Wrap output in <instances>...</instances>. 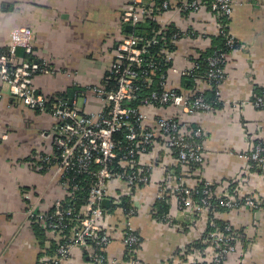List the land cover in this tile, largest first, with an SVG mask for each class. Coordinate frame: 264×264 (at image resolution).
Here are the masks:
<instances>
[{"label": "built area", "instance_id": "2783aa9c", "mask_svg": "<svg viewBox=\"0 0 264 264\" xmlns=\"http://www.w3.org/2000/svg\"><path fill=\"white\" fill-rule=\"evenodd\" d=\"M122 1L121 22L130 26L131 31L117 39L113 60L101 83L83 85L79 90L83 104L91 97L98 100L96 109L79 108L76 95L46 97L35 79L54 73L49 63L38 57L19 61L13 47L0 46V100L9 96L38 113H49L54 119L49 133L54 151L40 160L47 169L50 164L55 166L62 197L49 210L29 205L26 211L29 221L38 222L55 243L50 254L38 264H62L76 247L92 264H112L104 251L112 236L100 222L109 215L107 210L114 206L122 214L117 197L131 198L142 186L154 183L155 170L166 165V160L181 171L198 169L204 162V131L197 118L223 103L221 84L226 78V58L240 45L228 31L234 0ZM200 11L208 13L215 35L208 37L189 25L182 28L176 21ZM172 14L174 18L163 20ZM152 21L158 28L150 37L134 32L138 26ZM169 30L172 33L167 40ZM216 35L225 39L227 50H215L206 56L204 70L198 57ZM201 37L209 39L208 46L198 47L185 56L184 66L176 65L177 43ZM175 77L180 83L173 82ZM207 90L214 93V98L206 97ZM251 103L256 108L264 107V92H254ZM249 141L246 155L250 166H264V143L258 137ZM248 173L245 169L244 176ZM243 180L241 176L235 181ZM155 183L154 201H163L168 207L174 205L193 217L213 208L234 210L260 204L251 195L239 197L229 189L216 191L205 180L189 186L172 183L165 177ZM137 211L134 205L123 214L127 221L122 242L125 258L131 264H144L135 258L140 237L128 221ZM168 215L157 219L168 221ZM211 226L213 229L204 232L199 240L209 248V264H224L237 250V228L230 222L220 225L211 221ZM196 251L185 249L182 264H200L201 254Z\"/></svg>", "mask_w": 264, "mask_h": 264}, {"label": "crops", "instance_id": "0c3cea01", "mask_svg": "<svg viewBox=\"0 0 264 264\" xmlns=\"http://www.w3.org/2000/svg\"><path fill=\"white\" fill-rule=\"evenodd\" d=\"M122 6V0H0V46L13 47L19 61L38 57L49 63L54 73L35 79L46 97L76 95L79 108L96 109L98 100L91 97L83 104L79 90L83 85L101 83L118 37L128 32L121 22ZM170 16L174 18L172 14L163 20L169 21ZM176 21L182 28L189 25L207 36L216 34L205 11ZM228 30L240 45L226 58L223 103L197 118L204 131V162L196 170L176 173L168 163L171 160H166L169 170L165 165L157 167L154 181L168 177L172 183L190 186L205 180L216 191L229 189L239 197L253 196L258 207L218 211L215 217L233 224L239 237L237 250L224 264H264V166H250L246 155L249 138L258 137L264 143V107L251 103L254 92H264V0H234ZM208 43L209 39L202 37L180 40L176 65L184 66L185 56ZM173 82L180 83L176 77ZM53 123L49 113H38L9 96L0 100V264H38L50 254L48 244L40 246L26 211L29 205L49 210L62 197L55 166L50 164L47 169L40 160L54 151L49 134ZM245 169L249 173L244 176ZM241 176L244 180L236 182ZM155 182L127 197L138 208L135 215L127 217L140 237L135 258L144 264H182L184 250L195 248L201 254L200 264H209L207 245L192 246L206 229L207 214L195 220L171 205L172 223L155 218L151 213ZM126 221L114 208L100 221L112 236L104 249L112 264H131L122 242ZM62 264L92 263L76 247Z\"/></svg>", "mask_w": 264, "mask_h": 264}, {"label": "trees", "instance_id": "16d2710c", "mask_svg": "<svg viewBox=\"0 0 264 264\" xmlns=\"http://www.w3.org/2000/svg\"><path fill=\"white\" fill-rule=\"evenodd\" d=\"M229 22V21H228ZM158 28V25L155 23V22H147L146 24H143V25H140L138 26L136 29H135V33H143V34H146L148 35L149 37L152 35V31L157 29ZM229 31V30H228ZM172 33L171 30H169L167 33H166V38L167 40L169 35ZM211 44H210V47H208L205 51L201 52L200 55H199V59L201 61V65L203 67V69H207L206 67V61H205V57L210 55L212 52H214L215 50H219V51H225L227 50V46L225 45V39L221 36V35H216V36H212L211 37ZM157 48H152V50H155ZM19 53L21 55H25L23 53V50H19ZM27 55V54H26ZM187 86V85H186ZM68 93V92H67ZM261 93V92H260ZM60 96L62 97H66L68 98V94L65 95V94H59ZM206 97L208 99H212L214 98V93L210 90H207L206 91ZM217 108L220 107V104H218V106H216ZM170 163V168H173L175 169V172H180V167L177 166V165H173L172 162H168ZM168 163H166L165 165V168L166 170L168 171L169 170V165ZM195 167V166H193ZM182 172V171H181ZM203 182V180L200 181L199 184H201ZM175 183H178V182H175ZM198 184V185H199ZM236 189V188H235ZM232 194H235L234 191H232ZM83 195H80L79 197H82ZM128 198L124 195H119L117 197V200L119 202H121L120 205L121 208L123 209L122 211V214H126L127 211L129 210L130 207H133V203H131L130 201L127 200ZM113 208L115 209V207H111L110 209L107 210V212L110 213V211L113 210ZM226 209H223V208H213L211 210H208V213H207V225H206V229H205V233L207 231H210L211 229H213V227L211 226V221H215L216 223L218 224H222L223 223V220H219L217 217L214 216L215 212L217 211H224ZM227 211V210H226ZM151 213L153 216H155L156 218H158L159 216L161 215H168L169 214V207L166 203H164L163 201H160V200H155L151 206ZM201 216H196V217H193L195 220L196 219H199ZM168 221H166L168 224L172 223L171 221H174L172 220L171 218H169V215H168ZM31 229L33 230V233L35 235V237L39 240V244L40 246H44L45 243L48 244L50 247V250H53L54 247H55V243L52 241V239L49 237V235L47 236V233H45V230L42 228V226L38 223V222H34L32 221L31 222ZM203 232V233H204ZM139 245V244H138ZM137 245V247H138ZM201 242L200 240H196V242L192 245V246H201Z\"/></svg>", "mask_w": 264, "mask_h": 264}, {"label": "water", "instance_id": "95a60500", "mask_svg": "<svg viewBox=\"0 0 264 264\" xmlns=\"http://www.w3.org/2000/svg\"><path fill=\"white\" fill-rule=\"evenodd\" d=\"M125 29H126L127 31H131V27H130V26H125Z\"/></svg>", "mask_w": 264, "mask_h": 264}, {"label": "rangeland", "instance_id": "374dc122", "mask_svg": "<svg viewBox=\"0 0 264 264\" xmlns=\"http://www.w3.org/2000/svg\"><path fill=\"white\" fill-rule=\"evenodd\" d=\"M125 33L127 34V32H126V31H124V32H123V34H125ZM123 34H122V35H123ZM122 35H121V36H122ZM121 36H119V37H121ZM119 37H118V38H119ZM79 101H80V100H79ZM79 101H78V102H79Z\"/></svg>", "mask_w": 264, "mask_h": 264}]
</instances>
